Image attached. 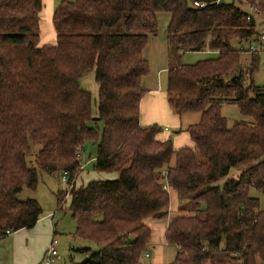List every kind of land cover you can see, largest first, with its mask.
I'll use <instances>...</instances> for the list:
<instances>
[{"label": "trees", "instance_id": "1", "mask_svg": "<svg viewBox=\"0 0 264 264\" xmlns=\"http://www.w3.org/2000/svg\"><path fill=\"white\" fill-rule=\"evenodd\" d=\"M245 2L261 13L260 23L247 19ZM41 9L42 0H0V234L31 228L42 216L37 199L18 197L25 187L36 189L39 170L67 172L74 236L98 245L75 264H142L150 217L168 221L166 240L177 247L170 264H206L219 254L264 263V207L250 193L254 186L264 196V87L254 83L262 52L246 65L231 45L260 34L264 0H61L53 14L56 42L43 45ZM161 11L171 14L173 49L216 53L168 68L174 112L200 113L187 128L192 145L179 148L158 135L160 125L140 119L150 73L144 50ZM93 68L97 116L80 84ZM225 102L254 122L229 126ZM87 140L97 145L94 171L118 177L77 184ZM231 169L240 173L229 176ZM165 177L182 201L173 215ZM57 199L62 208L64 195Z\"/></svg>", "mask_w": 264, "mask_h": 264}, {"label": "rangeland", "instance_id": "2", "mask_svg": "<svg viewBox=\"0 0 264 264\" xmlns=\"http://www.w3.org/2000/svg\"><path fill=\"white\" fill-rule=\"evenodd\" d=\"M242 7L248 10V2L243 3ZM171 14L168 11L159 12L158 16V32L157 34H150L147 47L144 50V56L149 62L150 73L147 77L148 83H144L145 85H152V82L157 80V76H159V80L162 83L161 88L163 91L166 90L165 84L167 83V71H162L160 68L166 66H176L180 63H195L200 59H204L207 57L215 56L214 52H206V51H187L181 52L180 50H175L172 48L169 39H168V31L167 26L170 21ZM258 23L262 21V15L257 14L256 19ZM263 23L258 25V29L261 30L263 28ZM258 41V36L247 39H233L231 41V45L234 48L241 49V58L244 64H248L250 61V52L248 50L250 43H256ZM158 70H160L158 72ZM238 75V72L232 73L225 77L227 82H230L233 77ZM166 80V83H165ZM254 83L258 86L264 87V52L260 54V62L259 67L254 73ZM80 84L82 88L88 90L92 94V109L93 115L97 116V105L99 98V85L95 78V69H91L88 71L80 80ZM222 113L228 120V125L231 126L233 123L238 121H244L247 123H252L254 120L252 117L244 115L241 113L239 106L234 102H225L222 106ZM178 118V117H177ZM172 119L171 122H165L162 120L158 125L161 126V131L158 135L168 134L170 137L176 136V130H181L182 134L186 136V134L190 135L187 131V128L190 124L195 121H198L200 118V113H186L183 115L182 119ZM180 120V121H178ZM155 123L148 124L153 125ZM98 125L102 128V123L98 122ZM168 127H165V126ZM147 126V125H146ZM175 143V141H174ZM97 153V145L94 140H87L82 149L80 150V160L81 165H83V170L79 175L77 180V184L88 183V181L92 179H104V178H116L118 177V173H106L102 171H94V156ZM240 173V169H231L229 172V176H237ZM163 181V180H162ZM76 185V183H75ZM72 188V184L68 182H64L62 180V173H54L48 172L45 170H39V181L36 189H30L25 187L18 197L20 199L26 198H35L37 199L41 207L43 209V214L48 212H52L53 216L51 219L54 222V226L56 228V238H57V250L60 254V258L55 259L52 264H75L84 261L88 258L96 249H98V245L95 243L81 239L79 237L74 236L76 230V220L72 215L70 206V196L69 192ZM170 189V213L171 215L175 214L178 210V205L181 204V200L178 198L176 192ZM61 192L64 195L66 203H64L62 208L58 207V199L57 193ZM250 193L252 196L259 197L261 199V205L264 207V196L263 194L256 189L254 186L251 187ZM171 209H173L171 211ZM154 217H150L147 220L152 226V232L156 237V243L151 245L148 248L149 255H143L142 264H170L174 261L176 257V249L173 244L165 243L162 238V225L165 224V219H153ZM152 233V234H153ZM9 236L2 237L0 240L9 239ZM49 243L48 246H50ZM86 246H91V249L85 250L80 249ZM47 247V246H46ZM49 248V247H48ZM47 248V249H48ZM1 249V247H0ZM44 252L43 256L40 258V262L43 261V257L47 252ZM7 258V255L5 259ZM222 259L223 262L220 263L218 260ZM42 264V263H41ZM206 264H242L240 261H236L235 259L227 256H223L221 254L217 255V257L213 259H209Z\"/></svg>", "mask_w": 264, "mask_h": 264}, {"label": "crops", "instance_id": "3", "mask_svg": "<svg viewBox=\"0 0 264 264\" xmlns=\"http://www.w3.org/2000/svg\"><path fill=\"white\" fill-rule=\"evenodd\" d=\"M60 1L61 0H42V9L40 11V45L53 44L56 42V29L53 21V14ZM205 51L211 52L208 50ZM170 67L171 66L164 65L160 70L167 71L168 75V68ZM160 70H158V72ZM148 75L143 79V85L147 89V93L141 100V123L143 125L151 123L159 124L162 120H165V122H171L173 118L176 119L177 117L181 120L183 115L181 117L178 116L170 106L167 99V91H163L161 88L162 83L159 80V76H157L155 82H152V85L144 84L146 82L148 83ZM165 87H167V83L165 84ZM165 127L168 126L166 125ZM176 134V136L172 137L173 143L175 141V148H179L183 145H192V139L191 137L189 139L187 134L185 136L182 134L181 130H176ZM167 136L168 134L160 135L161 138ZM172 210L173 209H171V211ZM52 216V212L46 214L42 213V216L33 227L19 229L14 231L11 235H7L10 237L9 239L0 240V264H41L40 258L49 247L48 245L51 243L52 238L56 236V228L51 219ZM167 222L168 221H165V224L161 227L162 238L165 243H167L165 236ZM155 243L156 237L153 233L150 246ZM174 247L177 253V247L175 245ZM6 255L7 258L5 259Z\"/></svg>", "mask_w": 264, "mask_h": 264}, {"label": "built area", "instance_id": "4", "mask_svg": "<svg viewBox=\"0 0 264 264\" xmlns=\"http://www.w3.org/2000/svg\"><path fill=\"white\" fill-rule=\"evenodd\" d=\"M194 5L195 6H204V5H206V3L195 1ZM256 15H257L256 8H254L253 6H250L248 9L247 19L248 20H252L253 18L256 19ZM262 26H263V28L260 30V34L258 35V41L256 43H250L249 44L248 50H249L250 54L254 53V52H264V23L262 24ZM67 179H68L67 172L62 173V180L64 182H67ZM164 182H165L164 187L169 190V185L167 183L166 177L164 178ZM12 233H13L12 230L7 229L4 234H0V238L7 236V235H11ZM57 242H58L57 238H56V236H54L51 240V245L49 246L46 254L43 257L44 259L41 262L42 264H52V262L55 259L61 257L58 250H57V247H56ZM145 255H149V254L145 253ZM262 264H264V263H262Z\"/></svg>", "mask_w": 264, "mask_h": 264}]
</instances>
